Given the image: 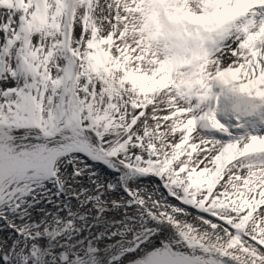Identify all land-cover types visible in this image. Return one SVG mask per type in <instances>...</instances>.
Wrapping results in <instances>:
<instances>
[{
    "label": "snow or ice",
    "instance_id": "1",
    "mask_svg": "<svg viewBox=\"0 0 264 264\" xmlns=\"http://www.w3.org/2000/svg\"><path fill=\"white\" fill-rule=\"evenodd\" d=\"M0 264H264V0H0Z\"/></svg>",
    "mask_w": 264,
    "mask_h": 264
}]
</instances>
